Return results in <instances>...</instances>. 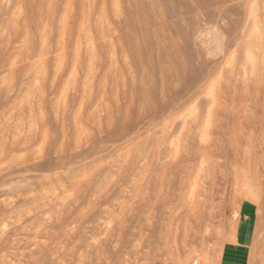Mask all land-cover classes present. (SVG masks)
Masks as SVG:
<instances>
[{
  "label": "rangeland",
  "instance_id": "obj_1",
  "mask_svg": "<svg viewBox=\"0 0 264 264\" xmlns=\"http://www.w3.org/2000/svg\"><path fill=\"white\" fill-rule=\"evenodd\" d=\"M0 264H264V0H0Z\"/></svg>",
  "mask_w": 264,
  "mask_h": 264
}]
</instances>
